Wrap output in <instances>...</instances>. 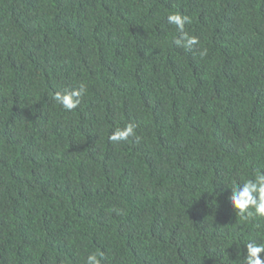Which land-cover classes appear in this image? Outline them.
I'll return each mask as SVG.
<instances>
[{"label":"trees","instance_id":"trees-1","mask_svg":"<svg viewBox=\"0 0 264 264\" xmlns=\"http://www.w3.org/2000/svg\"><path fill=\"white\" fill-rule=\"evenodd\" d=\"M257 169L264 0H0V264H242L264 219L228 196Z\"/></svg>","mask_w":264,"mask_h":264},{"label":"clouds","instance_id":"clouds-1","mask_svg":"<svg viewBox=\"0 0 264 264\" xmlns=\"http://www.w3.org/2000/svg\"><path fill=\"white\" fill-rule=\"evenodd\" d=\"M168 23L174 25L179 32V36L173 40L178 48L190 51L194 45L198 44V38L190 36L185 31L186 23H190V19L186 15L179 13L169 14ZM207 55V50L200 52V56ZM86 93L84 84H80L77 88L65 89L63 92H55L52 99L59 104L65 111H73L81 104V100ZM136 125L132 123L126 124L123 128H117L109 139L113 143H123L135 138L139 142L140 137L136 134ZM231 194L228 196V203L237 217L242 219H264V170L257 169L254 177L245 180L243 183H236L230 188ZM246 255L242 257V264H264L262 254H264V242H256L254 240L245 244ZM103 253H91L87 256L85 264H101Z\"/></svg>","mask_w":264,"mask_h":264}]
</instances>
